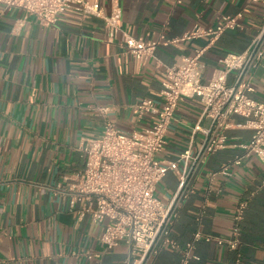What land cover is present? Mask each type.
I'll return each instance as SVG.
<instances>
[{"label": "crops", "instance_id": "obj_1", "mask_svg": "<svg viewBox=\"0 0 264 264\" xmlns=\"http://www.w3.org/2000/svg\"><path fill=\"white\" fill-rule=\"evenodd\" d=\"M105 15L113 0H89ZM120 28L146 41L181 39L195 27H215L225 17L241 16L242 30L208 38L160 45L147 63L126 52L123 34L108 41L104 21L86 19L75 9L46 27L33 16L0 5V264H126L124 244L108 251L101 243L105 223L78 219L70 199L59 194L68 176L85 167L82 149L104 132L107 122L132 133L151 127L155 114L139 119L137 105L160 100L166 69L206 49L203 83L212 80L228 54L244 53L264 22V0H116ZM24 20L21 28L18 21ZM255 99H264V60L254 71ZM232 76L229 81L232 82ZM103 109H107L103 112ZM198 99L183 98L167 134L162 163L176 162L186 151L195 155L210 126L201 118ZM235 117L227 131L229 147L211 155L189 175L182 193L179 175L169 172L156 197L173 206L177 216L171 234L182 249L193 244L189 264H264V163L256 156L220 173L251 140L253 130ZM199 125L200 131L195 132ZM183 165H180L182 168ZM247 201L241 222L237 205ZM238 227L236 250L204 239L202 233L231 239ZM139 263V262H138ZM151 264H182V253L164 249Z\"/></svg>", "mask_w": 264, "mask_h": 264}, {"label": "built area", "instance_id": "obj_2", "mask_svg": "<svg viewBox=\"0 0 264 264\" xmlns=\"http://www.w3.org/2000/svg\"><path fill=\"white\" fill-rule=\"evenodd\" d=\"M0 5L22 10L46 27L56 25L60 15L69 9L77 10L86 19H101L108 41L113 43L122 33L124 49L140 65L154 57L160 45H176L200 38H208L214 43L225 32L244 28L241 16L225 17L215 27H195L179 40L161 43L123 32L120 28L122 11L116 0H113L108 16L97 3L92 4L89 0H0ZM23 24L24 20H20L17 26L21 28ZM205 51L197 50L194 56L184 57L166 69L159 102L144 99L137 105L139 119L155 114L151 127L125 133L107 122L99 138L86 141L82 149L83 170L66 177L59 187V194L69 198L72 207L83 205L77 210L80 221L89 216L94 224L105 223L100 240L108 251L123 244L127 246L130 259L126 264H151L152 259L167 248L182 253V264L192 260L193 244L182 249L171 234L177 212L173 206L164 205L155 194L169 172L179 175L183 193L190 173L205 164L211 155L229 147L227 131L232 128L235 117L244 118V127L253 130L254 134L249 142L233 146L244 154L236 157L232 164L224 165L220 173L230 176L231 166L241 165L250 156H256L264 163V99L252 96L256 92L254 71L264 60V22L249 48L241 54L226 55L220 61L223 68L216 70L207 84L203 83L202 56ZM183 98L198 99L203 106L201 118L210 120L211 124L202 130L205 138L195 155L188 150L176 162L162 163L159 156L167 146V134ZM200 130L197 125L195 132ZM247 207V201L237 205L236 223L241 222ZM239 234L238 227L228 240L197 233L195 241L204 239L236 250Z\"/></svg>", "mask_w": 264, "mask_h": 264}]
</instances>
